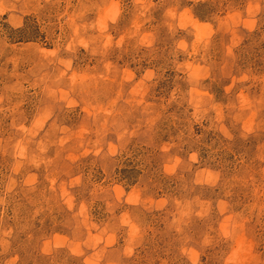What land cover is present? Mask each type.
Instances as JSON below:
<instances>
[{"label":"rangeland","instance_id":"1","mask_svg":"<svg viewBox=\"0 0 264 264\" xmlns=\"http://www.w3.org/2000/svg\"><path fill=\"white\" fill-rule=\"evenodd\" d=\"M0 264H264V0H0Z\"/></svg>","mask_w":264,"mask_h":264}]
</instances>
